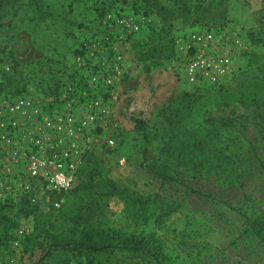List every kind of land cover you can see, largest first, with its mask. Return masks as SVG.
<instances>
[{
	"label": "rangeland",
	"instance_id": "rangeland-1",
	"mask_svg": "<svg viewBox=\"0 0 264 264\" xmlns=\"http://www.w3.org/2000/svg\"><path fill=\"white\" fill-rule=\"evenodd\" d=\"M42 3L50 15L40 20L28 0H0V87L6 91L32 87L38 92L67 81L78 50L103 36L106 13L146 11L151 25H157L143 30L133 44L110 45L122 55L125 70L110 96L97 93L110 102L106 122L114 144L96 152L111 180L142 195H157V203L135 220L131 207L116 197L78 211L83 221L77 237L79 231L92 229L102 230L103 237L108 234L93 239L107 245L94 255L79 256L59 246L53 250L47 242L46 251L41 250L47 255L23 252L20 240L25 234L18 236L15 229L13 242L0 248V264H264V241L247 232L245 222L264 211V0ZM159 5L175 15L162 20ZM201 23L241 35L244 49L224 86L189 85L169 55L165 42ZM145 66L150 67L148 75ZM221 97L237 106L229 115L230 125L206 124L203 111L217 117ZM132 117L146 120L151 141L145 155ZM152 163L164 165L175 180L163 184L146 169ZM32 197L39 200L32 203ZM78 198L48 192L1 202L0 242L16 223L26 233L31 230L33 218L23 210L30 207L27 202L47 226L57 225L56 233L68 235ZM132 242L139 247L135 251L128 248Z\"/></svg>",
	"mask_w": 264,
	"mask_h": 264
},
{
	"label": "built area",
	"instance_id": "built-area-1",
	"mask_svg": "<svg viewBox=\"0 0 264 264\" xmlns=\"http://www.w3.org/2000/svg\"><path fill=\"white\" fill-rule=\"evenodd\" d=\"M151 24L144 14L104 16L103 36L85 43L84 54L74 59L76 68L88 65L86 79L92 90L99 85L117 88L125 65L119 52L110 53V45L127 41ZM173 43L183 79L192 86L226 83L244 49L239 31L231 29L195 27L175 35ZM31 92L12 96L0 91V203L29 194L69 191L85 156L114 144L106 122L110 102L73 97L56 103L53 96ZM38 200L31 198L32 203ZM15 234L23 236L26 231L19 227Z\"/></svg>",
	"mask_w": 264,
	"mask_h": 264
},
{
	"label": "trees",
	"instance_id": "trees-1",
	"mask_svg": "<svg viewBox=\"0 0 264 264\" xmlns=\"http://www.w3.org/2000/svg\"><path fill=\"white\" fill-rule=\"evenodd\" d=\"M29 5L33 8L35 14L39 17L40 20H43L47 18L50 13L43 7L42 0H28ZM182 11H186L185 9H178ZM157 14L162 16V20H166V17L171 18L175 15V10H171L163 5H159L156 8ZM204 12H208V9H204ZM144 14L146 16H149L146 11H140V10H131V11H117V12H109L107 14ZM105 15H102V19ZM157 25H150L146 27L148 28H156ZM204 27L210 30H221L223 28H216L208 24H196L191 27ZM144 29V30H145ZM143 33L140 32L139 34L129 38L127 41L123 43H127L130 40H133L131 44L141 36ZM177 34H174L169 41H166V45H169V55L171 57L172 61H176V53L174 49V43L173 38ZM135 39V40H134ZM139 41H136L137 43ZM122 43V44H123ZM134 43V44H135ZM139 44V43H138ZM137 44V45H138ZM163 47L160 48L159 52L163 51ZM140 53L142 54L143 50L142 48H139ZM112 54L113 51H110ZM84 54L83 48L81 47L76 55ZM75 55V57H76ZM75 59V58H74ZM75 63V60H74ZM72 69V73L68 75L67 81H62L60 83L52 84L49 88L38 90V92L31 88L19 90V91H6L0 87V91L3 94L6 95H24V94H31V90L36 94H42V95H50L54 97V100L56 103H62L64 101H67L73 97L78 98L79 100H84V98H94L97 97V93H102V97H107V95L110 96L111 91L114 90L113 87H105L102 85H99V87L96 90H92L91 87L88 84V81L86 79V73L88 71V65H84L82 67H75ZM143 72L145 74H149L150 67H143ZM225 84V83H224ZM224 84L219 86H210V87H221L224 86ZM209 86V85H207ZM31 89V90H30ZM30 90V91H29ZM83 93H85V96H83ZM63 94H65V98L61 97ZM101 97V96H100ZM101 97V98H102ZM103 98V100H105ZM242 103H245V101H241ZM218 115L217 117H213L212 112L209 110H204L202 113L203 120L206 124H212L214 122H220L223 125H230V118L229 115H232L237 110V106H235L234 100H229L226 97H221L220 102L218 103ZM132 122L134 124V131L138 133L145 144V148L143 149V155L147 153L146 146L150 143V133L147 129L146 120L140 117H132ZM113 135V133H112ZM111 135V137H112ZM146 169L148 172L155 177H158L163 184L167 182H172L175 180V177L170 173L164 165L159 164H148L146 165ZM60 194H65L68 197L72 198H78L79 203L76 205V209L74 212L70 213V219L72 222V225L68 229V235H64L62 232L56 233L55 230L57 228V225H49L47 226L43 220L41 221L39 219V216L34 214V212L37 211V208L35 205H30L28 202L25 204L26 206H30L28 209H23L26 216H32V226L31 230L26 233L23 238H21V250L23 252H26L27 250L30 252L39 253L41 250L46 251L43 248V244L48 243V246H50L51 249L56 250V248L59 246L63 249V251L69 250L71 252L76 253L77 255H82L83 253L94 255L98 253L103 248H106L107 245H105L104 241L96 242L93 239L95 237H103V231L102 230H94L91 231H79V236H76V233L78 231V227L82 224L81 215L78 211L81 212L82 209H86L94 204L103 201L104 199L116 197L121 202H123L125 205L130 206L132 209V213L130 214V217H132L134 220L139 219L142 217L153 205L157 203V195H142L138 192H136L133 189H130L126 186H123L122 184H119L113 180H111L107 175L105 170L103 169L102 162L100 160L99 155L97 153H88L82 163V166L79 168L77 172V182L75 186L70 189L69 191L65 193H51V196H59ZM10 206H13V203L9 204ZM1 206V205H0ZM29 210V211H28ZM34 214V215H33ZM42 214V213H40ZM67 216V212L62 213L61 217ZM246 222V231L252 233L262 241H264V211L260 216L256 217H248L245 220ZM18 228V224L16 223L12 227H10L8 234L4 241L0 242V248L6 247L7 245L11 244L13 240L15 239L14 230ZM108 234L106 235V237ZM103 237V238H106ZM109 240V239H108ZM110 247V245H109ZM129 249L135 251L139 247L136 245L135 242H132ZM41 252V257L44 256V254H48V252ZM40 257V258H41ZM89 264V262L87 263Z\"/></svg>",
	"mask_w": 264,
	"mask_h": 264
}]
</instances>
